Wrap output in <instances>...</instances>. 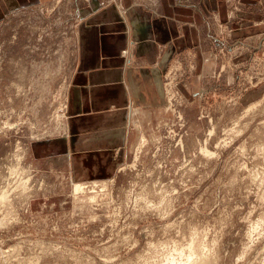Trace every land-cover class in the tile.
I'll use <instances>...</instances> for the list:
<instances>
[{
  "label": "rangeland",
  "instance_id": "1",
  "mask_svg": "<svg viewBox=\"0 0 264 264\" xmlns=\"http://www.w3.org/2000/svg\"><path fill=\"white\" fill-rule=\"evenodd\" d=\"M72 17L51 0L0 21V264H264V33L195 97V68H168L115 174L75 180L30 154L66 115Z\"/></svg>",
  "mask_w": 264,
  "mask_h": 264
},
{
  "label": "crops",
  "instance_id": "2",
  "mask_svg": "<svg viewBox=\"0 0 264 264\" xmlns=\"http://www.w3.org/2000/svg\"><path fill=\"white\" fill-rule=\"evenodd\" d=\"M50 1L0 0V21ZM71 10L66 115L58 132L32 140L30 154L75 180L115 174L137 137L136 117L162 109L168 68H195L197 86L191 76L179 81L195 97L224 53L245 59V41L264 33V0H71Z\"/></svg>",
  "mask_w": 264,
  "mask_h": 264
}]
</instances>
